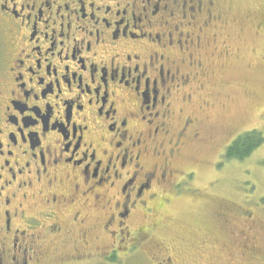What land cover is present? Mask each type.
<instances>
[{"label":"flooded vegetation","instance_id":"1","mask_svg":"<svg viewBox=\"0 0 264 264\" xmlns=\"http://www.w3.org/2000/svg\"><path fill=\"white\" fill-rule=\"evenodd\" d=\"M222 1L0 0V264L258 263L234 229L171 243L154 221L194 173L175 161L230 55Z\"/></svg>","mask_w":264,"mask_h":264},{"label":"rangeland","instance_id":"2","mask_svg":"<svg viewBox=\"0 0 264 264\" xmlns=\"http://www.w3.org/2000/svg\"><path fill=\"white\" fill-rule=\"evenodd\" d=\"M218 7L225 21L218 40L230 55L221 53L228 57L206 64L211 96H203L210 105L198 116L200 137L175 161L180 171L194 173L181 180L176 195L170 192L169 200L159 202L154 221L166 242H200L217 226L225 235L234 229L238 237L256 239L257 264H264V142L244 160L224 157L237 136L254 131L264 138V0H224ZM216 46L222 52V45ZM203 252L200 262L209 261L210 252ZM121 256L114 264H136ZM221 257L215 261L227 264L239 255Z\"/></svg>","mask_w":264,"mask_h":264},{"label":"trees","instance_id":"3","mask_svg":"<svg viewBox=\"0 0 264 264\" xmlns=\"http://www.w3.org/2000/svg\"><path fill=\"white\" fill-rule=\"evenodd\" d=\"M264 142V138L259 132H246L241 136H237L235 140L226 147L224 157L228 160H244L255 149Z\"/></svg>","mask_w":264,"mask_h":264}]
</instances>
